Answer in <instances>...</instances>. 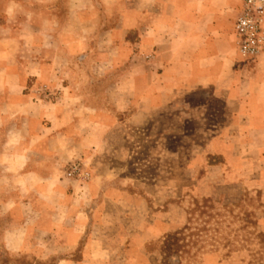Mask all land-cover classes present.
<instances>
[{"label": "crops", "instance_id": "0c3cea01", "mask_svg": "<svg viewBox=\"0 0 264 264\" xmlns=\"http://www.w3.org/2000/svg\"><path fill=\"white\" fill-rule=\"evenodd\" d=\"M20 3L0 1V215L6 222L0 247L6 258L32 264L112 259L95 247L93 228L114 224L89 214L91 203L109 197L103 184L110 176H96L83 189L62 178L64 163L110 147L106 137L122 123L141 126L177 94L199 88H209L228 117L191 161L205 163L199 181L210 187L235 181L264 194V55L247 59L236 49L241 0H68L66 17L57 5L42 8L39 19L28 6L21 15ZM71 21L77 25L68 31L64 23ZM55 22L62 27L53 28ZM80 25L85 32L77 31ZM91 33L105 36L106 47L87 39ZM97 50L105 53L94 59ZM67 51L80 54L75 65L88 59L91 67L105 66L106 75L116 71L104 78L100 99L93 83L86 97L81 81L66 74ZM40 82L59 95L35 101L30 89Z\"/></svg>", "mask_w": 264, "mask_h": 264}, {"label": "rangeland", "instance_id": "374dc122", "mask_svg": "<svg viewBox=\"0 0 264 264\" xmlns=\"http://www.w3.org/2000/svg\"><path fill=\"white\" fill-rule=\"evenodd\" d=\"M0 1L10 4L13 0ZM18 1L21 2L18 5L21 15H25L23 13L28 6L38 19L42 8L53 10L60 5L66 8L60 14L65 16L68 8L72 7L68 0ZM62 25L55 22L53 28ZM64 25L70 31L77 21ZM76 29L82 33L86 31L83 25ZM89 37L98 40L101 47H106L105 36L97 39L96 34L91 33L87 39ZM104 53V50H97L94 59L103 57ZM109 53L110 56L115 55L114 51ZM63 55L67 64L66 74L81 81L78 90L81 89L80 92L88 97L93 83L92 90L94 87L100 99L106 90L104 78L114 76L116 71L106 75L105 66L92 63L91 67L88 59H85L86 63L75 65L80 54L74 51ZM30 93L35 101H42L56 98L60 91L47 82H40L31 87ZM210 94L209 88L179 93L170 104L152 111L143 125L123 126L122 123L118 126L120 128L109 133L106 138L110 147L101 152L96 148V151L88 149V154L64 163L62 178L78 182L83 189L96 176H110L103 184V188L109 190V197L97 199V205L91 203L89 214L93 215L91 220L95 222L114 224L108 230L98 225L93 228L97 239L95 247L98 251L106 249L113 258L88 264H264L262 190L255 187L243 189L235 181L229 185L215 181L210 187L198 179L203 174L205 163L200 160L191 163L197 154H202L208 138L228 122L222 101ZM119 118H123L122 114ZM215 160L216 157H209L210 162ZM257 168V164L251 167L252 174ZM211 190L213 196L202 195ZM202 198L214 201V212L221 214L217 233L220 242L211 245L208 241L198 240L193 244V239L185 236L179 240L176 253L164 252L163 238L187 223L188 212ZM192 216V226L201 222L196 213ZM5 223V215H0V227ZM225 239L231 244L222 245ZM54 261L49 260L45 264H53ZM17 262L32 264L18 256L6 258L0 247V264Z\"/></svg>", "mask_w": 264, "mask_h": 264}, {"label": "built area", "instance_id": "2783aa9c", "mask_svg": "<svg viewBox=\"0 0 264 264\" xmlns=\"http://www.w3.org/2000/svg\"><path fill=\"white\" fill-rule=\"evenodd\" d=\"M234 37L241 57L264 55V0H241L234 21Z\"/></svg>", "mask_w": 264, "mask_h": 264}, {"label": "trees", "instance_id": "16d2710c", "mask_svg": "<svg viewBox=\"0 0 264 264\" xmlns=\"http://www.w3.org/2000/svg\"><path fill=\"white\" fill-rule=\"evenodd\" d=\"M214 210V201L210 198H202L200 202L195 203L194 207L188 212L187 223L181 229L169 233L163 238L164 252L176 253V247L179 245V240H182L185 236L191 240L193 239V244L198 242V240H203L208 241L211 245H217L218 242H220V239L217 237V233L220 229L219 215L221 214L219 211L214 212ZM195 213L199 217L197 219L201 222L192 226L193 223H191V219L193 218L192 215ZM258 235H260V233H258ZM230 244L231 243L226 240L222 245L228 246Z\"/></svg>", "mask_w": 264, "mask_h": 264}, {"label": "clouds", "instance_id": "9594fccd", "mask_svg": "<svg viewBox=\"0 0 264 264\" xmlns=\"http://www.w3.org/2000/svg\"><path fill=\"white\" fill-rule=\"evenodd\" d=\"M8 14H9V15H12V14H13V9H12V8H9V9H8Z\"/></svg>", "mask_w": 264, "mask_h": 264}]
</instances>
